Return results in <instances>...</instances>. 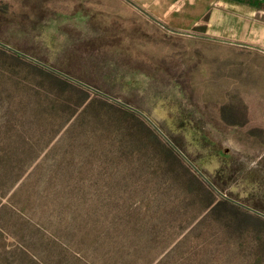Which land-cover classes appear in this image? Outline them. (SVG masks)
Masks as SVG:
<instances>
[{
	"label": "rangeland",
	"instance_id": "374dc122",
	"mask_svg": "<svg viewBox=\"0 0 264 264\" xmlns=\"http://www.w3.org/2000/svg\"><path fill=\"white\" fill-rule=\"evenodd\" d=\"M201 15L0 0V264H264V38Z\"/></svg>",
	"mask_w": 264,
	"mask_h": 264
},
{
	"label": "crops",
	"instance_id": "0c3cea01",
	"mask_svg": "<svg viewBox=\"0 0 264 264\" xmlns=\"http://www.w3.org/2000/svg\"><path fill=\"white\" fill-rule=\"evenodd\" d=\"M138 5L147 7L154 15L167 22H175V27L206 24L203 12L211 10L207 23L215 25V33L242 42L259 41L264 38V0H136ZM168 6V8H165ZM187 7L185 10L174 8ZM194 6H199L194 9ZM152 7V8H150ZM204 7V8H202ZM177 10V13L173 14ZM151 14V13H150ZM175 15V16H174ZM182 23H190L184 25ZM214 31V29H212Z\"/></svg>",
	"mask_w": 264,
	"mask_h": 264
},
{
	"label": "water",
	"instance_id": "95a60500",
	"mask_svg": "<svg viewBox=\"0 0 264 264\" xmlns=\"http://www.w3.org/2000/svg\"><path fill=\"white\" fill-rule=\"evenodd\" d=\"M7 47H10V46H8L7 45ZM11 48V47H10ZM50 68H52V69H54L53 67H50ZM55 70V69H54ZM57 71V70H56ZM58 72H60V71H58ZM61 73V72H60ZM70 78H72L73 80H75V81H78V82H80V83H82L83 85H86V86H88V87H90V85H88V84H86V83H84V82H82V81H79V80H77V79H74L73 77H70ZM137 110V109H136ZM146 116V115H145ZM149 120H150V118L149 117H147ZM151 122H152V124L154 125V126H156L160 131H161V129L152 121V120H150ZM198 169V168H197ZM198 171L199 172H201L199 169H198ZM204 175V174H203ZM204 178L205 179H207V181H209V183H211V185H213V183L208 179V177L207 176H205L204 175ZM213 186H215V185H213ZM235 202H237V203H239V204H241V205H243V206H245V207H247L248 209H250V210H252V211H254V212H256V213H259V214H261V215H263L264 216V213L263 212H261V211H259V210H257V209H254V208H252V207H250V206H247V205H245V204H242L241 202H239V201H235Z\"/></svg>",
	"mask_w": 264,
	"mask_h": 264
},
{
	"label": "trees",
	"instance_id": "16d2710c",
	"mask_svg": "<svg viewBox=\"0 0 264 264\" xmlns=\"http://www.w3.org/2000/svg\"><path fill=\"white\" fill-rule=\"evenodd\" d=\"M173 140V142L175 143V145H177V146H179V143L175 140V139H172ZM214 185V184H213ZM228 199H230V198H228ZM228 199H222L221 201H220V204H223V203H230L231 205H233V206H235V207H240V206H238V205H236V204H233V203H231V201L230 200H228ZM239 204V203H238ZM241 205V204H240Z\"/></svg>",
	"mask_w": 264,
	"mask_h": 264
}]
</instances>
